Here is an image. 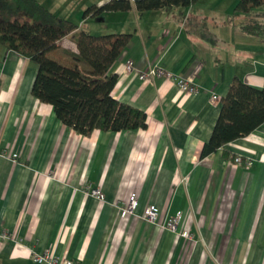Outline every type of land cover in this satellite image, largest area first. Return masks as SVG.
<instances>
[{"label": "crops", "instance_id": "obj_1", "mask_svg": "<svg viewBox=\"0 0 264 264\" xmlns=\"http://www.w3.org/2000/svg\"><path fill=\"white\" fill-rule=\"evenodd\" d=\"M38 1L78 32L127 35L113 97L144 111L147 128L78 134L32 95L37 65L0 45V230L12 235L0 241V264H38L32 252L75 264H264V124L201 158L222 109L212 94L225 98L235 77L264 89V6L236 13L237 0H200L140 12L139 0H122L132 9L99 13L106 0ZM59 46L50 56L74 67V36ZM129 64L157 65L199 91L142 81L124 74ZM133 195L137 214L154 205L161 225L183 213L180 231L191 240L122 218Z\"/></svg>", "mask_w": 264, "mask_h": 264}, {"label": "trees", "instance_id": "obj_2", "mask_svg": "<svg viewBox=\"0 0 264 264\" xmlns=\"http://www.w3.org/2000/svg\"><path fill=\"white\" fill-rule=\"evenodd\" d=\"M200 0H139L140 12L177 7L189 8ZM236 13H250L264 6V0H237ZM130 1L113 0L98 9L127 12ZM93 8L88 11L92 12ZM79 26L60 18L38 0H0V45L8 52L31 60L38 73L32 95L51 105L57 118L78 134L89 137L95 131L145 130L147 114L113 97L118 77L112 68L127 46V35L95 38L78 32ZM74 36L78 55L75 66L66 67L50 58L59 43ZM264 124V89L245 84L235 77L222 99L219 120L201 158L245 138Z\"/></svg>", "mask_w": 264, "mask_h": 264}, {"label": "built area", "instance_id": "obj_3", "mask_svg": "<svg viewBox=\"0 0 264 264\" xmlns=\"http://www.w3.org/2000/svg\"><path fill=\"white\" fill-rule=\"evenodd\" d=\"M107 2L113 0H106ZM124 74H136L140 80L147 81L153 80L156 78H161L172 82L178 92L185 93L187 95H195L199 91V86L196 82L191 81L185 77L178 76L174 73L168 72L165 69L155 65L149 66L144 71H139L133 67L132 64H129L124 69ZM222 97L216 93H213L210 99V105L213 107H217L221 104ZM18 155H13V161L17 162ZM235 162L237 164H242L243 159L242 157H237ZM90 194L97 197L98 199L103 200V194L100 190H90ZM139 207V197L137 195L131 196L128 201H124L123 205L120 206V213L122 218H127L129 216H135L141 220L146 221L152 225H160L163 230L169 231L172 234L179 236L181 238H185L191 240L192 236L189 235L187 232L180 231V225L184 218L183 213H178L174 217L169 218L164 225H161L160 222V210L154 205H147L144 212L139 215L137 214V210ZM12 240V235L8 233V231L0 230V241L1 242H9ZM31 257L34 262L38 264H75L73 260L65 259L60 260L50 252H44L43 254H37L32 252Z\"/></svg>", "mask_w": 264, "mask_h": 264}, {"label": "rangeland", "instance_id": "obj_4", "mask_svg": "<svg viewBox=\"0 0 264 264\" xmlns=\"http://www.w3.org/2000/svg\"><path fill=\"white\" fill-rule=\"evenodd\" d=\"M53 0H45L44 2H48L47 4H51V2H52ZM72 3V1L69 3V4H71ZM50 58L52 59V60H54L53 58H54V55H52V56H50Z\"/></svg>", "mask_w": 264, "mask_h": 264}]
</instances>
